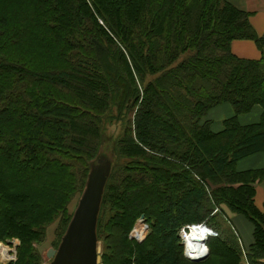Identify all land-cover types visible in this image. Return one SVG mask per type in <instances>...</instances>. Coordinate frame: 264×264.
<instances>
[{
  "label": "trees",
  "instance_id": "1",
  "mask_svg": "<svg viewBox=\"0 0 264 264\" xmlns=\"http://www.w3.org/2000/svg\"><path fill=\"white\" fill-rule=\"evenodd\" d=\"M249 15L228 0H0V241H19L10 264H42L33 244L55 217L64 232L113 105L132 114L113 141L96 227L110 240L101 264H238L230 238L209 235L200 261L182 253L179 228L208 224L222 204L252 221L247 258L264 264L253 186L264 169H235L264 152V31ZM241 39L259 59L231 51ZM39 51L43 62L31 65ZM223 102L234 115L214 132L204 117ZM255 106L259 120L240 124ZM141 215L151 235L133 250L127 235Z\"/></svg>",
  "mask_w": 264,
  "mask_h": 264
},
{
  "label": "crops",
  "instance_id": "2",
  "mask_svg": "<svg viewBox=\"0 0 264 264\" xmlns=\"http://www.w3.org/2000/svg\"><path fill=\"white\" fill-rule=\"evenodd\" d=\"M240 9L250 13L249 20L257 34L264 31V0H228ZM231 51L238 57L247 59H259L260 51L253 40L241 39L233 40L231 42ZM261 108L255 106L247 114L238 116L240 124H248L259 120ZM234 115V110L229 103H219L210 108L204 117L205 120L210 122V128L214 132L219 131L223 127V121ZM237 171H256L264 169V152H257L237 161L235 165ZM255 188L254 203L256 207L264 212V177H257L253 183ZM222 206V205H221ZM222 206V219L219 218V223L224 224L221 226L224 232L219 235L215 234L220 239H234L240 249V260L238 264H249L247 253L249 246L253 243V230L254 225L250 219L241 213L233 212L228 208V211ZM222 220V222H221ZM209 226V224H207ZM211 227V226H210ZM214 236V235H213ZM209 253V250H208ZM208 253L204 258L207 257ZM203 258V259H204ZM264 262V258H260Z\"/></svg>",
  "mask_w": 264,
  "mask_h": 264
},
{
  "label": "rangeland",
  "instance_id": "3",
  "mask_svg": "<svg viewBox=\"0 0 264 264\" xmlns=\"http://www.w3.org/2000/svg\"><path fill=\"white\" fill-rule=\"evenodd\" d=\"M6 10V9H5ZM21 30H19V33L21 35H23V37H20L18 35V38L22 39L25 38L26 41V37L30 34L27 33L24 34V31H22V29H25L24 27H20ZM29 37V36H28ZM21 43V42H19ZM231 47V46H230ZM39 50V49H37ZM18 50L13 51L15 54H17ZM41 55H36L34 56L35 59L31 61V65H35V64H39L42 63L41 61V57L44 58V54H42V51H39ZM12 55V54H11ZM40 60V61H39ZM53 65H55V67L59 66V63H54ZM130 114L131 113V109L130 108H123L121 110V112H119V114L117 115V108L116 106H111L110 109L105 112V114L102 117V121L100 123V127L102 129V132H104V137H105V142L102 145V148L100 149V155L99 156H106L108 157L109 160H111L112 163L115 162L116 157H114L113 154V141L119 137L124 130L128 127V123L129 121H131L130 118ZM133 157H124L123 160L125 159V161H127L128 159H131ZM2 175V173L0 172V176ZM3 177H6L4 174L2 175ZM19 180H21L22 182L27 181V184H29V180H28V175L25 171L21 172L19 174ZM26 183V182H24ZM210 187H212V185L210 184ZM79 194L80 193H75L71 199L69 200L67 207H68V211L69 213L72 214L73 210L76 207L78 198H79ZM173 195L175 196V191L173 193ZM222 206H224L225 210L228 211V208L222 204ZM221 206V207H222ZM212 212H210L208 214V224L209 226L212 227L213 231L210 229V227L208 226V228L206 226H201L204 229H209L212 232H216L217 234L221 235L224 232V229L221 228V226H223L224 224L219 223V218L222 219V211L218 208H213L211 210ZM212 216V217H211ZM224 221V219H222ZM221 220V222H222ZM150 223L147 220H144V216L141 215L139 218L137 217L135 219V221L133 222L132 226H131V230L129 231V234L127 235V239L129 240V244L132 245L133 250L135 248V245H137V243H141L143 241L146 242L147 237L149 235H151V228H149ZM184 226V225H183ZM182 227V226H181ZM180 227V228H181ZM180 228L178 230V233L181 234ZM63 233V224L61 223V219L60 217H55L49 224H47L44 228V233L41 237V239L37 242H35L33 244V249L36 250L37 255L40 257V260L42 262V264H49V260L46 258L45 256V252L48 248L50 247H56L60 241L61 235ZM104 234V233H103ZM189 234V233H188ZM182 235V234H181ZM207 235V233H206ZM107 235H100V241H101V254L104 250V238ZM216 236V235H214ZM211 237V235H210ZM180 238V237H179ZM108 242L110 241L109 239L105 238ZM14 240L16 241L14 243ZM19 244V241L17 240V238H8L7 240H3L0 241V264H10L9 262L14 261L16 259V246ZM149 245V242H148ZM15 251V255L13 254V251ZM8 251L10 254H13V258H9L7 259L8 256ZM121 254V252H116V255L119 256ZM132 254L135 256V252H132Z\"/></svg>",
  "mask_w": 264,
  "mask_h": 264
},
{
  "label": "water",
  "instance_id": "4",
  "mask_svg": "<svg viewBox=\"0 0 264 264\" xmlns=\"http://www.w3.org/2000/svg\"><path fill=\"white\" fill-rule=\"evenodd\" d=\"M90 161L82 192L58 245L46 250L49 264H101V241L97 238V220L112 162L99 156ZM190 259L200 261L204 258Z\"/></svg>",
  "mask_w": 264,
  "mask_h": 264
},
{
  "label": "bare ground",
  "instance_id": "5",
  "mask_svg": "<svg viewBox=\"0 0 264 264\" xmlns=\"http://www.w3.org/2000/svg\"><path fill=\"white\" fill-rule=\"evenodd\" d=\"M203 225L193 224L189 229H186L182 235H185V241L187 242L186 251L192 249H201L202 251H206V247L204 246V240H207L209 235L212 234V231L209 229H204L201 227ZM189 233V234H188ZM207 233V235H206Z\"/></svg>",
  "mask_w": 264,
  "mask_h": 264
},
{
  "label": "built area",
  "instance_id": "6",
  "mask_svg": "<svg viewBox=\"0 0 264 264\" xmlns=\"http://www.w3.org/2000/svg\"><path fill=\"white\" fill-rule=\"evenodd\" d=\"M193 224L194 223L186 224V225L182 226L180 228V231H182L183 234H184V231L186 229H189L190 226H192ZM203 224H205V223H203ZM214 234L215 233L212 232L211 236H213ZM178 236L180 237V243H181V246H182V253H183L184 257H186L187 259H195V258L203 257V256H205L208 253V247H207V245L205 243L206 240H204V242H203L204 246L206 247V251H202L201 249H192V250L186 251L187 242L185 241V239H186L185 235H181L180 233H178ZM15 242L16 241L14 240V243ZM12 251H13V254L15 255V251L14 250H12ZM13 254H10L9 251H8V256L9 257L7 259L13 258V256H14Z\"/></svg>",
  "mask_w": 264,
  "mask_h": 264
}]
</instances>
